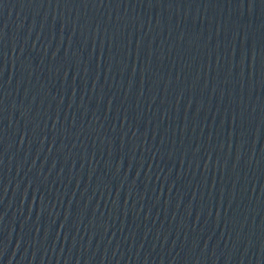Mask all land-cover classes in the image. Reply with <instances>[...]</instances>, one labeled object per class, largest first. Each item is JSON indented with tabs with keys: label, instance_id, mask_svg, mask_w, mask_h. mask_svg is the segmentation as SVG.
<instances>
[{
	"label": "water",
	"instance_id": "1",
	"mask_svg": "<svg viewBox=\"0 0 264 264\" xmlns=\"http://www.w3.org/2000/svg\"><path fill=\"white\" fill-rule=\"evenodd\" d=\"M0 264H264V0H0Z\"/></svg>",
	"mask_w": 264,
	"mask_h": 264
}]
</instances>
